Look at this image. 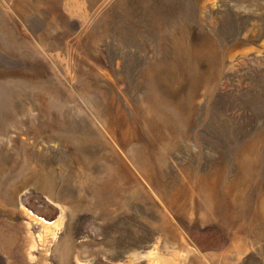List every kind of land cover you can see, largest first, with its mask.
Returning <instances> with one entry per match:
<instances>
[{
  "label": "rangeland",
  "instance_id": "374dc122",
  "mask_svg": "<svg viewBox=\"0 0 264 264\" xmlns=\"http://www.w3.org/2000/svg\"><path fill=\"white\" fill-rule=\"evenodd\" d=\"M148 253L264 264V0H0V264Z\"/></svg>",
  "mask_w": 264,
  "mask_h": 264
},
{
  "label": "bare ground",
  "instance_id": "6f19581e",
  "mask_svg": "<svg viewBox=\"0 0 264 264\" xmlns=\"http://www.w3.org/2000/svg\"><path fill=\"white\" fill-rule=\"evenodd\" d=\"M27 213V212H26ZM35 218V217H34ZM36 220V219H35ZM41 220V219H40ZM60 220H58L57 222H46V221H38L37 222L39 223V225H41V227L44 229H50L51 231L55 230L57 228V226H59V222ZM38 226V225H37ZM39 227V226H38ZM44 229V230H45ZM49 230V231H50ZM52 233V232H51ZM144 257L147 258V261L148 262L147 264H168L167 262L165 261H162L161 259H159L156 255L152 254V253H148L147 255H145Z\"/></svg>",
  "mask_w": 264,
  "mask_h": 264
}]
</instances>
